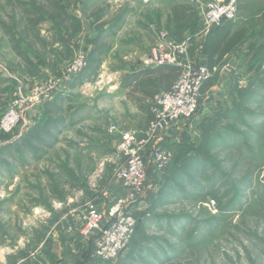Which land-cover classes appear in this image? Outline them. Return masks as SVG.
<instances>
[{
  "label": "rangeland",
  "instance_id": "obj_1",
  "mask_svg": "<svg viewBox=\"0 0 264 264\" xmlns=\"http://www.w3.org/2000/svg\"><path fill=\"white\" fill-rule=\"evenodd\" d=\"M213 1L229 0H0V114L19 83L48 89L11 133L0 134V145L21 143L16 158L0 166V264H27L26 255L51 252L65 236L70 250L95 243L97 232L80 235V217L92 203L108 222V190L123 162L120 134L145 128L124 93L126 78L157 65L151 59L161 47L158 32L186 41L178 59L199 65L205 38L216 28L204 22ZM231 21L246 35L224 62L234 57L248 65L235 100L198 130L180 133L179 153L164 148L168 164L156 165L155 143L148 146L142 194L126 208L137 218L135 232L104 264H119L129 253L128 264H264V0H235ZM100 32L107 47L96 74L70 87ZM14 42L34 62L35 74L13 51ZM78 57L83 67L68 74ZM58 93L71 96L78 122L60 130L46 155L33 158L22 139L43 120L38 104ZM61 242L55 252L66 251Z\"/></svg>",
  "mask_w": 264,
  "mask_h": 264
},
{
  "label": "built area",
  "instance_id": "obj_2",
  "mask_svg": "<svg viewBox=\"0 0 264 264\" xmlns=\"http://www.w3.org/2000/svg\"><path fill=\"white\" fill-rule=\"evenodd\" d=\"M235 17V0L226 2H209L205 7L204 22L208 27L220 26L225 20ZM161 47L153 49L152 59L157 65L162 63L180 64L181 73L168 91L155 96L156 107L153 108L154 119L142 132L123 131L116 146L123 162L118 168L117 179L125 194L115 198L107 207L108 222L102 225L103 214L89 203L81 215L79 233L83 237L97 232L95 239V256L99 262L117 258L128 245L136 228L137 218L126 212L143 191L146 179L145 154L148 146L155 143L158 135L179 120L191 118L198 109L200 90L203 83L212 76L213 70L206 65H191L178 59V54L186 52V41L175 42L165 32H158ZM78 57L67 69L68 74L75 73L83 67ZM48 91L42 86H32L25 90L22 83L16 86V93L9 105L0 114V134L11 133L21 120L23 112L39 103ZM159 167L170 161L167 149H154L151 155Z\"/></svg>",
  "mask_w": 264,
  "mask_h": 264
},
{
  "label": "trees",
  "instance_id": "obj_3",
  "mask_svg": "<svg viewBox=\"0 0 264 264\" xmlns=\"http://www.w3.org/2000/svg\"><path fill=\"white\" fill-rule=\"evenodd\" d=\"M174 16L176 19L185 17V15L176 12H174ZM103 34V32H100L97 36L91 38L94 48L89 54L87 66L77 77H73L70 87L80 85L96 74L101 62L100 58L107 47V44L102 42ZM245 35L246 31L235 29L231 20L216 26L206 36L204 41V50L208 56L207 66L209 69L213 70L243 40ZM12 48L15 54L22 58L23 64L28 71L31 74H35L34 62L26 52L15 42ZM181 70L182 66L180 64L162 63L152 67L140 68L127 76L123 86L128 87L127 95L141 113L143 121L147 122V125L154 119L153 108L157 105L155 96L160 92L170 90ZM211 78L212 76L208 79L210 80ZM253 83L251 82L249 86ZM70 97L69 95L58 93L53 99L44 102L42 122L34 124L31 132L22 139L23 142L21 141V146L22 149L24 148L25 153L31 154L36 159L42 158L47 154L48 149L53 146L60 130L78 122L75 114L70 112L71 106L68 104ZM65 101H67L66 104ZM18 142H6L0 145V166H7L8 160L16 158V151H21L16 147ZM130 259H133L131 253H129V257L121 260L119 264H128Z\"/></svg>",
  "mask_w": 264,
  "mask_h": 264
},
{
  "label": "crops",
  "instance_id": "obj_4",
  "mask_svg": "<svg viewBox=\"0 0 264 264\" xmlns=\"http://www.w3.org/2000/svg\"><path fill=\"white\" fill-rule=\"evenodd\" d=\"M228 21V20H227ZM228 54L219 62V64L213 68L212 78L204 82L199 97V107L196 113L189 119L179 120L168 129L162 131L155 142V148H168L176 153H179V146L176 143L180 133L183 131L193 132L194 129L198 130L201 127L200 124L208 119H215L219 117L218 115L230 109L232 102L235 100L236 91L235 86L237 81L240 80V75L243 71L248 68L246 65V60L236 59L234 57L228 59L224 62ZM199 65H206L208 61V56L205 50L198 54L197 56ZM143 68V67H142ZM124 91L129 90L128 87L123 86ZM126 98L130 100L126 92H124ZM44 102V101H43ZM132 102V101H131ZM133 104V103H132ZM42 107L43 114V104H38ZM134 105V104H133ZM135 106V105H134ZM136 108V106H135ZM137 109V108H136ZM1 110V109H0ZM138 117L144 127L147 126V122L143 121L141 113L138 111ZM147 155H149L147 153ZM108 196L111 201L115 198L121 197L125 194L124 188L121 186L120 181L115 180L109 187ZM65 215V214H64ZM61 216L63 219L65 216ZM104 225V223H102ZM68 234V231L65 230ZM65 239H60L59 243L54 245V250L51 252L40 253V254H28L25 257L27 264H104L105 262H99L95 256V243L90 245L79 244L75 248L70 250V244H68V237ZM61 240L65 242V247L67 248L65 252L59 251L55 252V249H59L62 245ZM60 250V249H59ZM93 253V254H92ZM16 260H22L19 257ZM23 261V260H22Z\"/></svg>",
  "mask_w": 264,
  "mask_h": 264
}]
</instances>
